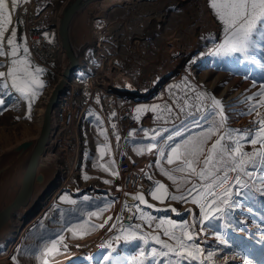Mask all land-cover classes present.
Instances as JSON below:
<instances>
[{
    "label": "rangeland",
    "instance_id": "obj_1",
    "mask_svg": "<svg viewBox=\"0 0 264 264\" xmlns=\"http://www.w3.org/2000/svg\"><path fill=\"white\" fill-rule=\"evenodd\" d=\"M40 1L20 0L18 6L13 8L12 0H8L12 25L5 34L6 53L9 51L7 37L13 27L17 32L16 43L20 45L18 58L26 55L23 48L25 45L27 47L25 39L27 25L41 26L47 30L51 38H56L55 30L52 28L55 23L45 24L40 17L48 8L50 9L48 15L52 12L58 13L59 5L56 8L45 5L44 11V8H39ZM162 1L164 5L166 4L162 8L146 4L144 10L139 9L140 12L134 17L128 15L127 22L122 24L119 18L112 20L107 15L108 25H116L117 32L113 38L105 39L102 48L96 49L89 56L84 70L77 72L71 78L75 90V104L81 109L84 108L80 130L82 148L79 161L74 169L67 168L63 172L61 168L59 179L67 186L44 211L42 207L52 195L42 203V210L40 209L39 212L42 213L41 216L27 228L23 239L18 242L12 253L0 259V264H42V260H38L41 259L40 250L47 240L54 239L61 233L65 237L64 241H76L81 236L87 238L99 235L76 255V258H84L85 264H190L188 259L181 260L173 253H169L168 256H153L152 248H156L158 252L166 251V249L157 244L151 238L152 236L159 235L162 240L174 243L169 237L163 235V230L168 225L157 227L160 221L166 220H171L178 226L177 235L181 231L179 226L183 224L192 226L189 230L196 236L194 242L204 250V255L201 257L204 264H248L249 261L251 264H264V193L257 191L261 187L260 178L264 176V170L255 171L252 180L249 181L250 185H253L254 181L250 190L242 191L238 187L234 188V193H241L238 196L234 194L232 197L237 201V206L230 210L226 218L219 221L213 220L209 225L207 221L200 222V207L191 202L192 195L195 193L187 194V189L192 183L201 182H198L195 177H189L191 183H184L178 179L174 184L161 173L158 166L159 163L166 169L176 167V164H167L159 157L158 149L161 146L162 137L174 134L178 129L184 131L185 136L203 130L191 123L192 117H186L187 111H194L191 105L202 103L210 109L212 100L209 97H215L223 105V112L227 117L226 126L232 129L253 128V122L264 117V107L258 109L259 116L255 112L242 114L247 113L249 106L254 103L252 100L245 102L246 99L258 94L262 90L261 85H264V47H257L247 57L239 53L229 56L213 55L211 53L223 42L224 32L223 25L214 15L213 10L207 7L209 0L194 1L191 7L195 12L190 17L181 10L168 7L167 4H172L173 0ZM199 1L206 4V9L204 7L202 10ZM159 13L165 14L163 21L157 17ZM147 14L152 15L154 19L147 23L142 22V18L148 16ZM203 14L207 16L209 27L204 20H201ZM207 33L211 35L208 36ZM183 48L187 49L184 51L188 53H185ZM117 58L122 61L121 65ZM11 59L10 55L0 56V65H3L0 67V72L7 73L11 66ZM27 59L33 71L36 67L43 70L38 77L43 81L44 87L37 89L40 94L32 101L29 112L28 99L11 88V80L5 77L8 79L9 88H0V98L5 101L4 106L0 108V150L35 134L38 130V115L45 101L44 96L49 94L60 75L61 58L57 67L58 75L37 65L30 51ZM111 63L124 73L125 79L127 76L132 77L133 80L129 79L126 82L132 89L144 91L147 87H151L150 92L143 93L145 95L142 96L131 93L120 97L119 102L122 106L131 108L135 117H138L134 135L132 132L125 137L128 154L136 163L140 161L138 164L145 162L143 167L140 166L153 178L154 182L159 181L166 185L170 195L186 196L185 200L166 198L160 201L154 199L151 192L148 193L144 197L151 207L147 204L139 205L135 222L116 233H113L112 228L119 219L121 194L116 188L118 180L113 178L110 169L115 167L114 170L117 171L118 156L113 150V148L117 150V144L114 142L113 146V139L111 142L107 127L93 106L96 100L95 95L89 90L91 80L101 81L102 75L107 79L110 77ZM163 72H167L166 75H163ZM199 93H205L206 96L198 99ZM144 106L149 108L157 106V109L155 112H136L138 107ZM181 107L185 111H181ZM203 112L204 109L197 113V116ZM215 119L218 120L219 116ZM110 120L109 118L108 121ZM209 123L210 121L206 120L200 121L204 128ZM144 129H155L161 135L157 136L156 141H152L150 137L154 133L149 131V136L145 137L142 131ZM165 129L168 131H164ZM102 131L106 132L107 139L101 135ZM150 143H156L157 149L153 150L154 153L147 159L146 155L152 151L146 150V146ZM102 145H107L103 157L100 155ZM141 149H144L143 154H140ZM244 150L253 151V146L246 144ZM59 164L64 167L63 162ZM102 165L109 171H105ZM175 175L182 177L187 174L175 173ZM85 176L88 178L85 179ZM230 176H235V173H230ZM244 179L248 178L244 177ZM215 191L217 194H222L224 188H217ZM64 196L70 197L77 203L65 202L62 199ZM85 196L89 199L84 200ZM39 213L36 216L40 215ZM89 213H96V215H89ZM142 214L145 217L143 219ZM149 216L153 218L150 222L147 220ZM81 224L86 229L85 234L77 229V234L73 236L72 232L67 230ZM136 225L141 227L136 229ZM102 231L107 233L103 235ZM131 231H136L139 236H145L148 242L145 243L140 239L126 242L124 237ZM117 237L119 239H116ZM222 240L226 243H222ZM209 252L214 253L211 260L207 257ZM105 256L108 257L107 260L103 259ZM191 264H200V262L194 260Z\"/></svg>",
    "mask_w": 264,
    "mask_h": 264
},
{
    "label": "snow or ice",
    "instance_id": "obj_2",
    "mask_svg": "<svg viewBox=\"0 0 264 264\" xmlns=\"http://www.w3.org/2000/svg\"><path fill=\"white\" fill-rule=\"evenodd\" d=\"M19 2L20 0H12L13 8H16ZM209 7L223 25L224 32L223 42L211 54L229 56L239 53L247 57L257 47H264V0H209ZM11 25L12 15L9 10L8 0H0V56L10 55L12 57L11 66L7 73L0 72V88H9L8 79H10L11 88L28 99L30 112L32 101L40 94L37 89L44 87L43 81L38 77V74L43 70L39 67H36L34 71L32 70L30 61L27 59L29 50L26 45L23 48L26 54L25 57L18 58L20 45L16 43L17 32L14 27L6 41L9 46V51L7 53L5 52V34ZM2 66L0 65V67ZM5 77L8 79H5ZM261 89L258 94L246 99L245 102L252 100L254 103L249 106L247 113L242 114L255 112L257 116L260 115L258 109L264 107V85H261ZM205 96V93H199L197 98L202 99ZM209 99L212 100V107L210 109L201 103L199 105H191L190 107L194 111L186 112V117H192L191 123L197 127H201L203 129L202 131L185 136L184 131L178 129L174 134L162 137L161 146L158 149L159 157L161 160H165L167 164H176V167L166 169L159 163L158 166L160 167L161 173L168 177L169 180H172L174 184L178 179L184 183H191L189 177H195L198 182H201L199 184L192 183L191 187L187 189V194L192 195V193H195V195H192L191 202L200 207V222L207 221L210 225L213 220L219 221L226 218L230 210L237 206V201L232 197L234 194L238 196L241 193H234L233 189L238 187L242 191L250 190L254 185V181L253 185H250L249 181L252 180L255 171L257 169L264 170V117L254 121L253 128H228L226 126L227 117L224 115L221 101L216 100L215 97H209ZM4 104V99L0 98V108ZM156 109L157 106H151L150 108L144 106L142 108L138 107L136 112H155ZM202 109H204L203 114L197 116V113H200ZM180 110L185 111L183 107ZM113 115L115 114L113 113ZM216 116H219L218 120L215 119ZM201 120L210 121V123L204 128L200 124ZM112 127L115 128V124ZM142 131L145 137H148L149 131H152L154 133L150 137L152 141H156L157 136L161 135L155 129H144ZM164 131L168 130L165 129ZM134 132L135 130H133V135ZM101 135H104L105 139H107L105 131H102ZM177 137L181 139L177 140ZM214 137L215 139H213ZM118 139L119 136L117 135ZM246 144L252 145L253 151H245ZM105 147L107 145L100 146L101 157L104 155ZM156 147V143H150L146 146V150L151 151ZM143 150H140V154H143ZM101 167L105 171H109L106 166L102 165ZM249 169H252V171H249ZM175 173H186L187 175L177 177ZM230 173H235V176H230ZM112 174L118 175L117 172H112ZM244 177L248 179L245 180ZM87 178L85 176V179ZM148 178L151 179L150 176ZM260 179L261 187L257 191L264 193V176H261ZM105 182L108 183L109 181ZM155 185V188L150 194L156 200L163 201L166 198L172 200L186 199L185 195H170L166 185L159 181H156ZM217 188H224V192L217 194L215 191ZM62 199L70 204L77 203L68 196H64ZM88 199L87 196L84 197V200ZM133 199L147 204V200L143 194H137L133 196ZM138 210L140 209L138 208ZM140 211L142 212V210ZM89 215H96V213H89ZM141 218H145L143 214ZM152 219L150 216L147 217L149 222ZM165 224L168 227L164 228L163 235L169 237L174 243H168L162 240L159 235L152 236L151 238L157 244H160L163 249H166V251L158 252L156 248H152L151 252L153 256H168L169 253H173L181 260L188 259L190 264L194 260L199 261L200 264H204L201 259L204 255V250L194 242L196 236L189 230L192 226L188 224L179 226L181 231L177 235L176 228L178 226L171 220L160 221L157 227H162ZM100 227H103V225H100ZM140 227V225L135 226L136 229ZM77 229H80L82 234L86 233V229H84L82 224L70 227L67 230L75 236ZM116 239H119V237ZM124 239L126 242L136 239L143 240L145 243L148 242L145 236H139L136 231L128 232ZM64 240L65 237L61 233L56 238L45 242L44 247L40 250L42 264H49L47 257H54L59 254L61 245L63 248H67ZM221 242L226 243L223 240ZM141 255H143V251H141ZM213 255L214 253L212 252L207 253L208 259L211 260ZM103 259L107 260L108 257L105 256ZM248 264H251V261Z\"/></svg>",
    "mask_w": 264,
    "mask_h": 264
},
{
    "label": "water",
    "instance_id": "obj_3",
    "mask_svg": "<svg viewBox=\"0 0 264 264\" xmlns=\"http://www.w3.org/2000/svg\"><path fill=\"white\" fill-rule=\"evenodd\" d=\"M55 37L62 46L60 75L42 108L35 134L0 150V247L16 229V220H30L42 203L55 191L61 176L58 158L50 152L56 133L55 108L73 80L83 71L89 56L101 49L103 41L113 38L116 25H108V12L127 3L144 0H60ZM110 81L102 76L101 85L116 93L133 94L125 75L110 64Z\"/></svg>",
    "mask_w": 264,
    "mask_h": 264
},
{
    "label": "built area",
    "instance_id": "obj_4",
    "mask_svg": "<svg viewBox=\"0 0 264 264\" xmlns=\"http://www.w3.org/2000/svg\"><path fill=\"white\" fill-rule=\"evenodd\" d=\"M26 42L34 62L58 75L57 67L61 58V46L57 39L51 38L43 27L30 24L26 27ZM89 90L95 95L96 100L93 106L102 117L111 142L113 139V146L114 142L117 144V150L115 151L113 148L114 154L118 156L116 188L122 198L120 197L119 219L112 228L113 233H116L131 226L136 220L137 206L143 203L134 200L133 196L147 195L151 192L155 182L138 163L132 160L126 150L125 137L133 132L138 120L131 108L124 107L119 102L124 93L109 91L101 85L99 80H91ZM74 91L72 83L69 91L60 96L55 108L58 127L55 134L54 151L59 162L64 163V167L61 166L63 172L67 168L74 169L76 167L82 148L80 130L84 108L81 109L75 104ZM44 97L46 99L47 96ZM109 118L110 121H108ZM113 124H115V128L112 127ZM117 135L119 136L118 140ZM149 176L151 179L148 178Z\"/></svg>",
    "mask_w": 264,
    "mask_h": 264
},
{
    "label": "bare ground",
    "instance_id": "obj_5",
    "mask_svg": "<svg viewBox=\"0 0 264 264\" xmlns=\"http://www.w3.org/2000/svg\"><path fill=\"white\" fill-rule=\"evenodd\" d=\"M194 1H197V0H173V3L172 4H170V3H168L167 4V6L169 7H171V8H173V9H178V10H181V11H183L184 12V14L187 16V17H190V15L191 14H193L194 12H195V10L193 9V7H191V4L192 3H194ZM204 1V0H203ZM41 3V6L39 5V8L40 9H43L44 8V11H45V8H46V6L45 5H49V6H52L53 8H56L58 5H59V7H60V5H61V1L60 0H41L40 1ZM200 2V6L202 7V10H203V8L205 7V9H206V4L205 3H203L202 1H199ZM146 4H153L152 5V7L154 6V7H159V8H162L163 6H165L164 5V1H162V0H144V1H141V2H138V1H134V2H132V3H127L125 6H120V7H115V8H112L109 12H108V15H109V19H112V20H114V18H119L118 20H120V23L122 24V23H125V22H127V19H128V15H133V17H134V15L135 14H137V13H139L140 12V10L139 9H141V10H144L145 8H146ZM207 7H209V6H207ZM51 8V7H50ZM197 9V8H196ZM47 11H45V13H43L42 15H41V17H40V20L42 21H44V23L45 24H48V23H55L56 24V21H57V14L58 13H54V12H52L50 15H48L49 13H48V10H50L49 8L48 9H46ZM201 11V10H200ZM40 13V12H39ZM165 13V12H164ZM143 14V13H142ZM148 16H145V17H143L142 18V22L144 21L145 23H147L148 21H150V20H152V19H154V17L152 16V15H150V14H147ZM164 15L165 14H163V13H159V14H157V17H160V19L159 20H161V21H163L164 20ZM206 15V14H205ZM204 14H203V16H202V19L201 20H204L205 22H206V24H207V22H208V19H207V16H205ZM48 16V17H47ZM132 17V18H133ZM139 17V16H138ZM142 17V16H141ZM185 17V16H184ZM178 18V17H177ZM139 19V18H138ZM166 19V18H165ZM141 21V20H140ZM44 24V25H45ZM132 26H133V24H132ZM140 26V25H139ZM210 25H208L207 24V27H209ZM125 27V26H124ZM169 27V26H168ZM122 28V27H121ZM158 29V28H157ZM209 31V30H208ZM144 33V32H143ZM146 34V33H145ZM207 35L208 36H210L211 34L210 33H207ZM207 36V37H208ZM59 42V41H58ZM60 44V43H59ZM60 46H61V44H60ZM176 46H178V45H176ZM211 46V45H210ZM209 47V46H208ZM183 51L184 50H187V49H182ZM185 53L187 52V51H184ZM61 53H62V46H61ZM177 53H178V51H177ZM188 53V52H187ZM182 55V54H181ZM177 56V55H176ZM173 57H175V56H173ZM118 59V58H117ZM175 59H177V58H175ZM171 60V59H170ZM115 62H117V61H115ZM118 62L120 63V65H121V63H122V61L120 60V59H118ZM106 66V65H105ZM110 69V68H109ZM111 70V69H110ZM170 70V69H169ZM105 71H107V70H105ZM165 71V70H164ZM103 72V71H102ZM137 73V72H136ZM166 73L167 72H163L162 74L163 75H166ZM110 74V76H111V73H109ZM131 74V73H130ZM75 75H71V76H69L67 79H71V78H73ZM102 76H104V75H102ZM129 79H131V80H133L132 79V77H128L127 76V78L125 79L126 80V82H128V80ZM108 80H110V77H108ZM130 82V81H129ZM135 84H137V83H135ZM134 85V84H133ZM139 88V87H138ZM150 90H151V87L149 86V87H147V89L146 90H144V91H137V92H135L136 93V95H138V96H142V95H145V94H143V93H148V92H150ZM39 116V119H40V114L38 115ZM56 117V116H55ZM39 119H38V121H39ZM38 126H39V123H38ZM57 127H58V125H57V121H56V131H57ZM56 134V133H55ZM164 136V135H163ZM162 137V136H161ZM54 148H55V135L53 136V142H52V146H51V149H50V152L52 153V154H54L55 156H56V154H55V151H54ZM155 149H157V147L156 148H154V149H152V151H151V153H148L146 156H147V159H148V156L150 157L153 153H154V151L153 150H155ZM147 153V152H146ZM57 157V156H56ZM143 158V157H142ZM146 158V157H145ZM144 158V159H145ZM139 161V160H138ZM147 161V160H146ZM140 162V161H139ZM138 162V163H139ZM144 162V161H143ZM144 164H145V162H144ZM143 163H140L139 165H142V167H143V165H144ZM115 168V167H114ZM114 168H112V169H110V172H115V170H114ZM117 173H118V171H116ZM113 178H115L116 180H118V175H113ZM62 180V179H61ZM65 182V181H64ZM66 183H63V182H61L60 181V179L58 180V182H57V187H56V189H55V191H53V193L51 194L52 196L50 197V199L47 201V203H45V206H43L42 207V209H43V211L47 208V206H49V204H51L53 201H54V199H56L55 197H57V195L59 194V193H61L62 192V190L67 186V185H65ZM155 187V186H154ZM153 187V188H154ZM121 197V196H120ZM122 198V197H121ZM130 198V197H129ZM120 202V201H119ZM117 205H119V204H117ZM116 205V206H117ZM147 205H151L150 203H147ZM41 209V210H42ZM40 214V213H39ZM42 214V213H41ZM41 214L40 215H38V216H35L34 218H32V219H30L29 221H27V220H21V219H17L16 220V229H15V232L13 233V235H12V237L10 238V240L7 242V243H5L2 247H0V259H4V258H6V257H8L11 253H12V251H13V249L15 248V246L18 244V242L20 241V240H22L23 239V236H24V234H25V232H26V230H27V228L33 223V222H35L36 221V219H38L39 218V216H41ZM27 222V223H26ZM111 222V221H110ZM106 224H107V222H106ZM103 230V229H102ZM30 231V230H29ZM104 231V230H103ZM102 231V232H103ZM65 233V232H64ZM107 232H103V235H105ZM98 234H100V232L98 233ZM101 236V235H100ZM94 237H99V235L97 236V235H93V236H90V237H87V238H85V237H83V236H81L80 237V239L79 240H77L76 239V241L74 240V241H64V243L65 244H67V248L65 249V248H63V246L61 245L60 246V253L59 254H57V255H55L54 257H47V259H48V261H49V264H85V259L84 258H76V255L78 254V253H81L83 250H84V248H86V246L88 245V244H90V241H92L93 242V239H94ZM102 237V236H101ZM74 238V237H73ZM70 239V238H69ZM18 254V253H17ZM39 254V253H38ZM23 257V256H22ZM20 258V257H19ZM38 260H42V259H38ZM5 261V260H4ZM40 262V261H39ZM42 263V262H41Z\"/></svg>",
    "mask_w": 264,
    "mask_h": 264
}]
</instances>
